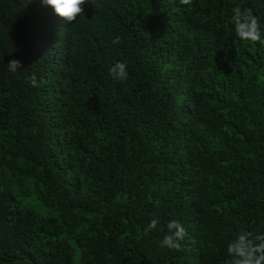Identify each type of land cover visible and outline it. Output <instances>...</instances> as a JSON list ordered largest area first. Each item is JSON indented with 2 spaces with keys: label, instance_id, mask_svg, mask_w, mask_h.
<instances>
[{
  "label": "trees",
  "instance_id": "obj_1",
  "mask_svg": "<svg viewBox=\"0 0 264 264\" xmlns=\"http://www.w3.org/2000/svg\"><path fill=\"white\" fill-rule=\"evenodd\" d=\"M236 4L264 38V0H89L71 24L0 0V264H223L264 232V45L233 35Z\"/></svg>",
  "mask_w": 264,
  "mask_h": 264
},
{
  "label": "clouds",
  "instance_id": "obj_2",
  "mask_svg": "<svg viewBox=\"0 0 264 264\" xmlns=\"http://www.w3.org/2000/svg\"><path fill=\"white\" fill-rule=\"evenodd\" d=\"M89 0H41L42 5L50 7L54 14L71 24L78 16L83 15V5ZM181 5H191L192 0H179ZM230 23L233 28V35L240 41L259 43L264 45L259 18L251 8L242 7L236 4L230 9ZM113 44L120 43V37L112 40ZM8 70L15 73L21 67V61L12 59L7 63ZM109 76L117 82L128 78L126 61H117L108 70ZM31 86L36 87L37 78L35 73L27 77ZM160 221L158 218L150 219L147 230L155 231ZM166 228V231L164 230ZM164 234L158 241V247L169 251H182V243L188 236L187 229L178 219H170L164 228L159 229ZM227 258L223 264H264V232L251 231L241 227L234 232L231 239L226 241ZM22 264V262H17Z\"/></svg>",
  "mask_w": 264,
  "mask_h": 264
},
{
  "label": "rangeland",
  "instance_id": "obj_3",
  "mask_svg": "<svg viewBox=\"0 0 264 264\" xmlns=\"http://www.w3.org/2000/svg\"><path fill=\"white\" fill-rule=\"evenodd\" d=\"M26 203L29 205V206H31V207H33V208H35L36 210H38V211H43L45 208L43 207V205L37 200V199H33V198H26ZM77 250H75V252H76ZM74 257H76V255L74 256Z\"/></svg>",
  "mask_w": 264,
  "mask_h": 264
}]
</instances>
